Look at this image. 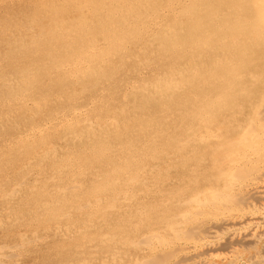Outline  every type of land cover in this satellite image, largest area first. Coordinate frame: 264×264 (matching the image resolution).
<instances>
[{
    "label": "bare ground",
    "instance_id": "6f19581e",
    "mask_svg": "<svg viewBox=\"0 0 264 264\" xmlns=\"http://www.w3.org/2000/svg\"><path fill=\"white\" fill-rule=\"evenodd\" d=\"M244 192L264 0H0V264H264Z\"/></svg>",
    "mask_w": 264,
    "mask_h": 264
},
{
    "label": "rangeland",
    "instance_id": "374dc122",
    "mask_svg": "<svg viewBox=\"0 0 264 264\" xmlns=\"http://www.w3.org/2000/svg\"><path fill=\"white\" fill-rule=\"evenodd\" d=\"M244 193H246L247 195H241V196H239V199H237L238 200V203H241V205L240 204H238V206L237 205H235L234 207H235V209H237V210H240V209H247L249 206L251 207V205H254L255 206V204L257 203V205H258V207H259V205L260 206H264V197H262V198H256L254 195H253V198L251 197L252 195H250L249 193H247V192H244ZM243 196H244V198H246V199H244L243 198ZM248 197V198H247ZM244 199V201L245 202H243V200L242 199ZM254 198H256V199H258V200H256L255 202H254ZM250 199V200H249ZM259 199H261V201L262 202H258V201H260ZM239 200H242V201H239ZM247 200H248V202H247ZM252 200H253V202H252ZM249 202H251V204L249 203ZM260 203V204H259ZM237 204V203H236ZM262 204V205H261ZM248 205V206H247ZM256 205V206H257ZM237 206V207H236ZM242 206V207H241ZM244 206H246V207H244ZM255 206V207H256ZM239 207V208H238ZM244 207V208H243ZM261 208V207H260ZM244 209V210H245ZM233 214H234V212H232ZM260 219V221L259 220H257L258 222L257 223H259V224H253L252 225V227H254L255 229H252L251 227L249 228V232H255V234L256 235H258L259 233H261V232H264V218H262V217H260L259 218ZM261 219H262V222H261ZM257 225H259V229H258V226ZM260 225H262V226H260ZM257 226V227H256ZM261 227V228H260ZM256 228H257V230H256ZM250 229H252V230H250ZM230 236V237H229ZM227 237V238H226ZM233 237V238H232ZM223 240H221V241H219L221 244H219L218 243V249H219V247H220V249L221 250H223L224 249V251H225V249H226V251H228L229 250V247H238V248H240L241 246L244 248V247H248V248H254L255 246H256V249L258 250H260V256L262 255V256H264V236L262 237V239H261V241H257L256 242V236L254 237V238H246L245 240H247L246 242H243L242 241V243L241 242H239V239H241L242 240V238L241 237H239L238 235H236V236H234V235H227V236H224L223 238H222ZM225 240V241H224ZM253 241H255V242H253ZM250 242H253V243H250ZM238 243V244H237ZM246 243V244H245ZM240 244V245H239ZM242 244V245H241ZM248 244V245H247ZM238 245V246H237ZM245 245H247V246H245ZM240 246V247H239ZM251 246V247H250ZM241 247V248H242ZM259 247V248H258ZM228 248V249H227ZM258 250V251H259ZM224 251H222V252H224ZM225 251V252H226ZM261 256V257H262ZM264 258V257H263Z\"/></svg>",
    "mask_w": 264,
    "mask_h": 264
}]
</instances>
